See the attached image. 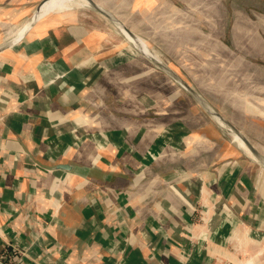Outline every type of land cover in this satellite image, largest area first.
<instances>
[{
  "label": "crops",
  "instance_id": "0c3cea01",
  "mask_svg": "<svg viewBox=\"0 0 264 264\" xmlns=\"http://www.w3.org/2000/svg\"><path fill=\"white\" fill-rule=\"evenodd\" d=\"M45 1L0 0V252L264 264L261 163L90 6L14 39ZM92 1L264 160V0Z\"/></svg>",
  "mask_w": 264,
  "mask_h": 264
},
{
  "label": "bare ground",
  "instance_id": "6f19581e",
  "mask_svg": "<svg viewBox=\"0 0 264 264\" xmlns=\"http://www.w3.org/2000/svg\"><path fill=\"white\" fill-rule=\"evenodd\" d=\"M88 3L86 0H50L48 2H46L40 9L38 18H41L42 16H45L49 13L52 12H60V11H64V10H69L74 7L76 8H85L88 7ZM66 12V11H64ZM33 19V17H31V20ZM29 22H27L26 24H24V26L21 27V29L16 33V36L14 37V39L18 40L19 37H21L20 35L22 34V32H25L28 27H29ZM116 25V24H115ZM115 28L119 29L120 33L125 37V39L127 41H129V43L132 44H136L139 45V48L142 50V52H144L148 57H150L151 59L159 62V63H163L160 58L158 57L157 54H155L153 51L149 50V48L147 47V45L140 39H138L137 41L134 39H130L122 30L119 26H115ZM11 41V40H10ZM173 78V77H172ZM214 120L216 121V123L222 127L223 129H225L227 131V133L232 137V141H234L235 143H237V145H239V147H241V149H243L246 153H249L248 150L245 148V146L243 145V143L232 133L230 132V130L228 129V127H226L222 121H220L218 118L213 117Z\"/></svg>",
  "mask_w": 264,
  "mask_h": 264
},
{
  "label": "water",
  "instance_id": "95a60500",
  "mask_svg": "<svg viewBox=\"0 0 264 264\" xmlns=\"http://www.w3.org/2000/svg\"><path fill=\"white\" fill-rule=\"evenodd\" d=\"M50 0H46L44 3L48 2ZM88 5L97 13H99L100 15H102L103 17H105L106 19H108L109 21H111L112 23L116 24L117 26H119L121 28V30L130 38V39H134V40H138L137 38H135L129 30H127L124 25H122V23H120L115 17H112L109 13H107L106 11H104L102 8L98 7L95 3H93L92 0H86ZM41 7H38L35 14L33 15V19L31 20L29 27L38 19V15L40 12ZM28 27V28H29ZM132 44V43H131ZM143 56L149 58L150 60H152L154 63H156L164 72H166L168 75H170L171 77L175 78L176 81L189 93L193 94L195 96V98L197 99V101L203 105L206 110L211 114L212 117H216L218 118L220 121L223 122V124L227 125V127L229 128L230 132H232L245 146V148L248 150V152L250 153V155H252V157H254L257 161H259L261 163V165L264 167V160L258 155V153L253 149V147L248 143V141L242 136L240 135L231 125H229L227 122H225L217 113H215L214 111L210 110L207 106L204 105V103L200 100V98L196 95V93L193 92V90H191L189 87H187L184 83H182V81H180L179 79H177L171 72L170 70L164 66L163 64L154 61L153 59H151L150 57H148L147 55H145L140 48H138L136 45L132 44ZM7 46V45H6ZM1 47L0 50L2 48ZM59 169H67V166L65 165H60L58 167Z\"/></svg>",
  "mask_w": 264,
  "mask_h": 264
},
{
  "label": "built area",
  "instance_id": "2783aa9c",
  "mask_svg": "<svg viewBox=\"0 0 264 264\" xmlns=\"http://www.w3.org/2000/svg\"><path fill=\"white\" fill-rule=\"evenodd\" d=\"M28 253L24 249H19L7 243L0 252V264H16L23 262L28 257Z\"/></svg>",
  "mask_w": 264,
  "mask_h": 264
},
{
  "label": "rangeland",
  "instance_id": "374dc122",
  "mask_svg": "<svg viewBox=\"0 0 264 264\" xmlns=\"http://www.w3.org/2000/svg\"><path fill=\"white\" fill-rule=\"evenodd\" d=\"M83 11L85 12V13H89V12H91L90 10H88V9H83ZM132 45V44H131ZM134 45H136V44H134ZM138 48H139V45H136ZM150 50V49H149ZM142 51V50H141ZM152 51V50H151ZM144 53V52H143ZM145 54V53H144ZM156 54V53H155ZM146 55V54H145ZM158 55V57L160 58V60L163 62V63H161V64H163V65H166V66H168V64H170V61H169V58H167L165 55H163V54H157ZM155 61V60H154ZM178 72L179 73H181V72H183V71H181V70H178ZM182 91V90H181Z\"/></svg>",
  "mask_w": 264,
  "mask_h": 264
}]
</instances>
